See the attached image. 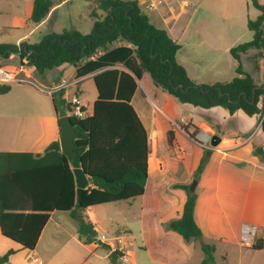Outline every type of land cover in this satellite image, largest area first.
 Instances as JSON below:
<instances>
[{"label":"trees","instance_id":"trees-1","mask_svg":"<svg viewBox=\"0 0 264 264\" xmlns=\"http://www.w3.org/2000/svg\"><path fill=\"white\" fill-rule=\"evenodd\" d=\"M96 9L90 32L63 29L44 34L36 43L21 41L18 45L0 44V56L7 59L17 54L26 58L37 74L70 64L75 67V79L92 76L96 99L89 116L73 117L75 128V158L69 160L61 151L59 139L52 141L44 155L0 153V233L22 248L34 249L49 213L69 212L78 222V238L93 243L96 231L84 216L91 207L128 201L140 197L147 178L148 135L145 126L131 104L132 96L144 72L153 84L182 105L193 108H221L229 115L241 111L246 116L259 114V130L264 139V86L254 83L241 65V56L254 49L264 51V4L250 0L257 10L248 18L249 41L230 48L236 61L235 76L228 82L198 83L191 79L177 61L180 46L165 30L150 23L136 0H92ZM54 5V0H33L29 20L42 22ZM119 44V45H118ZM9 84H0V94L8 92ZM57 117L67 114L69 106L64 93L52 96ZM260 103V106H259ZM84 113V108L81 109ZM187 132L188 127H184ZM169 146L174 133H166ZM193 137V134H192ZM260 158L263 148L257 153ZM203 158L194 172L197 179ZM81 166L92 181L76 195L72 168ZM186 198L181 215L169 228L185 241L202 236L194 220L196 194L189 186L175 185ZM80 210L77 215L76 210ZM205 253L200 264H213L214 248L201 244ZM251 251L264 249V238L250 245ZM14 253L0 255V263ZM118 257L120 254L114 252ZM117 264V260H112Z\"/></svg>","mask_w":264,"mask_h":264},{"label":"crops","instance_id":"crops-1","mask_svg":"<svg viewBox=\"0 0 264 264\" xmlns=\"http://www.w3.org/2000/svg\"><path fill=\"white\" fill-rule=\"evenodd\" d=\"M74 1L54 0V5L47 17L38 24L31 22L34 26L28 33L17 37L15 44L18 45L21 41L36 43L27 41V36L44 25H48V33L61 32L66 29L59 23L63 17L65 20L73 16L81 19L80 13L64 8ZM136 1L148 16L150 23L165 30L168 36L180 46L176 59L191 79L198 83L213 84L228 82L235 76L237 63L229 54L230 48L234 46L232 19L218 30L213 21L209 22L202 18L200 4L196 7L192 6L191 3L194 0ZM201 1L204 0H199ZM85 3L88 7L87 18L91 23L94 20L90 16L91 9L96 7V4L92 0H85ZM97 10L95 12L98 15ZM76 26L67 30H77L82 34L91 30L82 32ZM42 36H39L38 41ZM257 55H260L258 51ZM262 55L261 60H263ZM4 60L16 61V63L8 66L2 63ZM19 61L17 54H11L7 59L0 56V65L2 64L0 67L13 69L11 67H17ZM229 71L231 74L226 77V72ZM43 73L47 74V79L46 83L37 82L41 85L75 79V67L72 65L68 67L67 64ZM35 74L37 73L33 70V76ZM146 74L148 73L144 72L141 79L136 81L137 87L131 104L148 135L147 178L143 194L130 200L129 203L131 206L135 203L140 208L139 216L144 233L146 235L151 233L157 237V244L153 243V248L159 253H153V258L164 264H185L194 253L197 240L185 241L169 228L170 222L180 217L186 198L185 192L174 186H189L193 180H196L194 189L196 203L193 214L202 234L209 232V234L219 235L222 239L227 232H243L245 228L255 227V236L257 237L260 232V238L263 239L264 158L254 156L250 150L251 154L248 157L242 158L239 154L229 157L232 160L242 161L244 163L242 166L231 164L223 166L221 160L226 158L220 157L217 168L215 167L216 153L207 151L206 163L195 179L194 172L204 153L192 134L198 129L205 130L211 136H219L220 142H223L224 135L217 131L211 121L205 117L212 115V112L219 107L200 110L189 105H182L173 97L165 96V102L174 107V111L169 113L156 98L159 88ZM85 81L93 82L92 76L82 78L78 85L83 86ZM140 83H142L141 86ZM9 85V91L0 94L2 99L0 100V153H29L34 156H43L46 147L52 141L59 139L58 117L53 107L52 96L30 84ZM259 85L264 86L263 83ZM82 92L83 89L80 87L79 97L81 106L84 108L83 116H89L96 99V90L88 99L83 97ZM147 92L154 98L148 97L152 106L145 101ZM182 111L183 116L190 120L192 125L187 132L180 126H172L175 119L184 118L177 117ZM198 111L203 112L198 113ZM238 114L245 115L239 110L233 115ZM253 116L255 118L257 114ZM170 129L174 133L172 146H169L166 137ZM242 154L247 156V152ZM98 206L91 207L83 214L93 224L96 236H101L103 234H98L99 229L107 232V228L100 225L99 214L96 212ZM121 228L124 232L128 231L124 226ZM258 228H261V231ZM77 229L78 222L69 212L53 211L49 213V218L32 250L20 247L0 233V255L9 249L14 250V253L0 264H101L102 260L109 259L110 251L107 243H83L78 238ZM117 231L120 232L119 229L114 232ZM118 236L107 239L118 240ZM255 236L252 243L255 241ZM121 245L124 247L122 242ZM249 247L237 241L236 247L230 249H236L234 251L238 254V263L232 261L231 251L224 254L222 258L227 259L228 264H264V249L251 251Z\"/></svg>","mask_w":264,"mask_h":264},{"label":"rangeland","instance_id":"rangeland-1","mask_svg":"<svg viewBox=\"0 0 264 264\" xmlns=\"http://www.w3.org/2000/svg\"><path fill=\"white\" fill-rule=\"evenodd\" d=\"M194 2L191 3L192 6L196 7V5L200 4V13L202 15V18L209 22L213 21L216 29L218 30L222 26H224L227 21L232 19V29L234 31L232 43L234 45L249 41L251 39L252 35L251 32L246 28V21L248 18H254L257 15V10L251 6L250 0H204L203 2L194 0ZM257 2L260 4H264V0H257ZM31 5L32 0H0V44L16 45L15 41L17 37L22 34L28 33L29 29L34 26L29 20ZM221 7H223V9ZM64 8H66L67 10H71L74 13H80L81 19L73 16L71 17V19L65 20L63 17L59 22L60 25H64L66 29H72L73 27H75V25H77L82 32L89 31L91 29L93 22L89 23L88 21V7L86 6L85 0H75L70 6L68 5ZM91 10L96 11L97 9L94 6ZM97 11L98 17L103 18L105 13L99 9ZM48 31V25L37 28L34 32L27 36V41L37 42L39 36L48 33ZM259 54L260 55L258 56L257 51L251 49L246 54H244L241 59V65L243 69L251 75L253 81L257 85H259L260 83L264 84V54ZM261 55L263 60L260 59ZM2 63L8 64V66H10V64H15L16 61L4 60L2 61ZM67 66L69 67L70 64H67ZM11 68L14 67L12 66ZM230 74V71L226 72L225 76L229 77ZM146 75L149 76L148 74ZM32 78L35 82L40 81L42 83H46L45 80L47 79V74H35V76H33ZM141 84L142 83H140V86ZM80 87H82L83 89V97L88 99V97H90V94H94L95 87L92 81H85L83 86L79 84V90ZM165 96L168 98H172L161 90L158 91L156 98H158L159 103L164 105L165 109L169 113H171L174 111V107L171 106V104H167L165 102ZM148 97L154 99L149 92H147L145 101L148 105L152 106V102H149ZM199 112L202 113L203 111H198V113ZM212 113V115L205 117L209 121H211L217 131H220L221 134L224 135L225 140L223 142H219L215 146L220 151L203 148L204 155L202 158L204 160V164L207 160V151L214 152L213 154L216 153L215 167L217 168L219 167L217 161L218 159H220V157L226 158V160H221L223 166L229 164L242 166L244 164L242 161L230 159L229 157L233 154H239V156L243 158L248 157L251 153H253L254 156L259 158V155L257 153L260 148H263L264 140L259 130V114H257V117L255 118L254 116H241L239 114L237 116H230L220 108L215 109V111H213ZM180 114L181 115L177 117H184L183 111ZM175 123L177 125H174L173 123V127L180 126L181 128H189L192 126L190 120L188 121L185 117L182 120L180 118L175 119ZM250 150L251 153H249ZM242 152H247V156H243L244 154H242ZM263 156L264 154L261 155V157ZM192 182L193 181L190 182L189 186L192 184ZM129 202L130 200L119 201L98 206L96 212H98L99 214L100 225L107 228V232L99 229L98 234H103L106 238H111L115 235H119L118 237L124 245V247L122 246L123 252H129L131 256L129 262L127 263H124L121 259L117 258V264H164L161 261H157L153 258V253H159V251L153 248V243L157 244V237L151 235V233L147 235L144 233L142 229V221L139 216L140 208L135 203H133L131 206ZM123 226L128 229L127 232H124L122 230L121 227ZM116 229H119L120 232H114ZM258 229L261 231V228ZM262 235L263 234H261V236ZM259 238L260 232H258L257 237L255 236V241ZM237 241L241 243L242 232H227L226 236L222 237V239H220L219 235L217 236L216 234L203 232L202 237L197 240V247L194 253L185 264H199L201 260L204 259L205 253L200 249L199 244H209L214 247L213 264H228L227 259H223L222 256L229 251H231L230 254L232 261L234 263H238V254L236 251H234L236 249L230 250L236 247ZM101 264L112 263L109 259H105L101 261Z\"/></svg>","mask_w":264,"mask_h":264},{"label":"built area","instance_id":"built-area-1","mask_svg":"<svg viewBox=\"0 0 264 264\" xmlns=\"http://www.w3.org/2000/svg\"><path fill=\"white\" fill-rule=\"evenodd\" d=\"M33 70L34 67L29 65L26 58L19 61L17 67L13 69L0 67V84H30L38 88L40 91L53 96L59 92H63L65 95V101L69 106L68 116L82 117V106L79 97L78 80H61L51 85H41L33 80ZM182 120V118H180ZM174 125H177L174 122ZM194 140L204 149H211L215 151H220L217 147H213L210 144L211 135L205 130L198 129L193 134ZM247 227V226H245ZM255 227H248L242 232V243L245 245H250L252 239L255 236ZM105 242L108 244V249L111 252H118L120 256L117 257L121 259L124 263L129 262L131 254L129 252H123V247L120 240L113 239L109 240L105 236H96L93 243ZM120 245V246H118Z\"/></svg>","mask_w":264,"mask_h":264},{"label":"water","instance_id":"water-1","mask_svg":"<svg viewBox=\"0 0 264 264\" xmlns=\"http://www.w3.org/2000/svg\"><path fill=\"white\" fill-rule=\"evenodd\" d=\"M59 124V146L61 151L67 156L69 160L75 158L74 152V138L76 135L75 128L70 120L68 114L60 116L58 119ZM220 142V137L213 135L211 137V146H216ZM74 182L76 187V195L78 196L83 189H85L92 181L91 177L86 175L84 169L79 166L72 168ZM196 186V180H193L192 184L189 186V191L193 192ZM77 215L80 214V210H76ZM112 260H117V255L114 252L109 254Z\"/></svg>","mask_w":264,"mask_h":264}]
</instances>
